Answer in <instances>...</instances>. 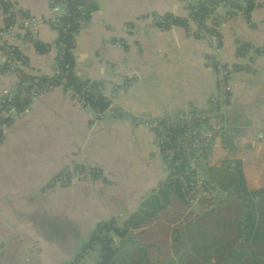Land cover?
Instances as JSON below:
<instances>
[{
    "label": "crops",
    "instance_id": "0c3cea01",
    "mask_svg": "<svg viewBox=\"0 0 264 264\" xmlns=\"http://www.w3.org/2000/svg\"><path fill=\"white\" fill-rule=\"evenodd\" d=\"M3 1L15 15L12 29H5L0 6V96L19 75L26 80L54 75V18L67 13L66 4L54 0ZM76 1L89 21L74 38L75 72L95 82L119 116L109 109L94 118L89 106L62 87L37 94L14 116L3 113L8 123L0 134V264H95L97 245L84 251L83 246L96 225L114 219L120 226L168 175L157 153L155 128L147 121L207 108L215 90L214 69L207 64L213 53L221 63L241 68L232 71L223 115L227 127L214 139L203 175L225 193L238 185L239 192H251L259 184L264 0L254 1L249 20L241 10L230 15V4L218 3L199 35L187 7L207 0ZM18 12L39 20L30 36L15 18ZM166 12L185 19L184 24L161 25ZM212 25L220 43L206 30ZM35 41L51 47L40 53ZM8 43L27 63L9 55ZM240 43L250 46L243 56L237 55ZM11 61L16 62L14 70ZM4 65L8 71L2 70ZM82 164L97 166L98 175L77 177L67 185L51 183L63 170ZM218 167L226 169L223 189L214 178ZM114 241L120 242L116 236Z\"/></svg>",
    "mask_w": 264,
    "mask_h": 264
},
{
    "label": "trees",
    "instance_id": "16d2710c",
    "mask_svg": "<svg viewBox=\"0 0 264 264\" xmlns=\"http://www.w3.org/2000/svg\"><path fill=\"white\" fill-rule=\"evenodd\" d=\"M54 1L65 3L67 8V13L60 16L55 24L58 38L53 46L57 47V68L52 76L26 80L28 77L19 75L17 78L19 84L14 90L12 104L15 109L21 110L30 101L29 89L32 84L43 85L53 79L57 86L71 91L77 100H82L96 114H100V118L103 112L108 110L109 98L97 91L98 85L95 82L84 79L75 72L72 52L75 35L85 23L87 24L89 14L78 7L76 0ZM254 1L246 0V7L241 8L236 0H207V3L200 2L188 6L187 15L196 22V34L199 35L204 27V20L210 16L212 9L218 3L230 4L231 8L228 10L230 15L241 10L246 20H249ZM0 6H3V23L6 29L14 23L15 14L10 8V3L0 0ZM160 18V24L167 26L170 23L184 24L183 20H185L171 12H166ZM4 27H0V32ZM213 28L212 25L206 30L214 33L220 43V34L218 35L217 29ZM26 34L30 36L29 31ZM34 43L40 53L46 52L51 47L38 41ZM249 48L246 43H240L237 47V55L243 56ZM0 50L3 51L4 46L1 45ZM9 55L27 63L26 58L17 48L9 52ZM233 68L238 70L241 66L234 64ZM7 69V65L2 68L4 71H8ZM27 81L30 82L29 86L24 83ZM2 107L0 118L2 126L5 127L8 118L3 114V110L7 105L3 104ZM110 110L113 115L119 116L117 108ZM2 132L0 129V134ZM180 133L182 130L169 129L161 137L160 146L156 144L159 156L165 157L166 150L171 151L172 162L167 165L163 160L168 175L165 181L153 190L152 198L145 199L120 226L114 219L96 225L88 242L83 246L84 251L93 249V246L97 245L99 255L95 264H114L119 255L123 258L122 262L128 264H173L171 256L177 258L178 264H264V159L259 184L254 190L239 192L238 185L231 187L229 192L217 193L215 190L219 191L218 187L203 175V168L208 162L207 156L214 139L222 133L214 136L209 145L201 148L200 161L197 162L203 182L214 192L209 197L200 198L197 210L187 211L190 204L183 197L181 184L183 180L190 181L189 178L195 172L187 168L188 155L182 150L178 140ZM193 154L194 151L191 150L189 155ZM115 236L120 240L118 244L114 241Z\"/></svg>",
    "mask_w": 264,
    "mask_h": 264
},
{
    "label": "built area",
    "instance_id": "2783aa9c",
    "mask_svg": "<svg viewBox=\"0 0 264 264\" xmlns=\"http://www.w3.org/2000/svg\"><path fill=\"white\" fill-rule=\"evenodd\" d=\"M241 6L246 7V0L240 1ZM55 14L57 12L55 11ZM15 18L20 22V26L22 29L29 31L32 34L38 26L39 20L31 15H24L22 12H18ZM58 22V18H54V20ZM8 29H12V26H9ZM9 31V30H8ZM9 52H13L16 50V47L8 43ZM53 48L57 51V47L53 46ZM207 64L211 65L214 69L215 75V90L209 96L208 106L204 110H189L186 112L179 113L175 116H170L164 119H151L147 121V124L155 128V142L157 146H160L162 141L161 137L164 135V132L170 130H182V133L178 135V140L182 145V150L188 155L187 168L193 170L195 172L189 179L190 181L183 180L181 184V191L184 199L190 204L189 210L193 207L192 205H196L199 203L201 197H209L208 193L211 191L207 188V184L203 182L202 176L199 174V168L197 166V162L200 161L201 148L207 146L211 143L212 138L223 133L227 127V124L224 120V110L231 95V77L232 71L234 70L233 66L221 63L217 54L213 53L210 58L207 59ZM13 70L16 67V62H10ZM12 71V70H11ZM13 72V71H12ZM65 80H62L64 82ZM131 83V82H130ZM18 81L13 83V86L10 91L5 92L0 96V109L3 108V104H6L7 107L3 110V113L14 116L17 113V110L12 104L15 89L18 87ZM57 87V84L52 79L46 84L41 86L33 85L29 89L30 101L33 102L37 94L45 93L47 91H51ZM81 104H83L82 100H78ZM25 105L23 108H26ZM115 108L113 102L109 104L108 110ZM106 110L103 112V116L107 113ZM6 115V116H7ZM94 118L99 119L100 114H96L93 111ZM0 129H3L1 118H0ZM160 136V138H158ZM157 138L159 139L157 141ZM185 143V146L183 144ZM1 145V142H0ZM191 150L194 151L193 155H189ZM161 159L165 161L168 165L172 162V154L170 150H166L165 157L161 156ZM99 173V169L97 166L82 164L77 169H65L59 174L55 175L52 178V184H63L67 185L70 180L77 177H85L92 178L94 175Z\"/></svg>",
    "mask_w": 264,
    "mask_h": 264
},
{
    "label": "rangeland",
    "instance_id": "374dc122",
    "mask_svg": "<svg viewBox=\"0 0 264 264\" xmlns=\"http://www.w3.org/2000/svg\"><path fill=\"white\" fill-rule=\"evenodd\" d=\"M258 137H261V135L259 134L258 135ZM226 169H224V168H222V167H218V169L217 170H215V174H214V178H216L218 181H219V186H220V188H222L223 186V184L224 183H226L227 182V179L225 178L226 177V171H225ZM236 184H237V182H236ZM235 184V185H236ZM252 184V183H251ZM250 184V185H251ZM253 185V184H252ZM223 189V188H222ZM217 193H221L222 191H217V190H215ZM213 192L214 191H210L209 193H208V196H211L212 194H213ZM192 209L191 210H193V211H195V210H197V208H198V204H196V205H192ZM191 210H189V209H187V211H191ZM172 259H173V264H178V260H177V258H175V257H173L172 256ZM122 260H123V258L119 255V257L114 261L115 263L114 264H128V263H124V262H122ZM168 261H170V259H168Z\"/></svg>",
    "mask_w": 264,
    "mask_h": 264
}]
</instances>
